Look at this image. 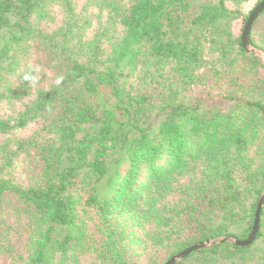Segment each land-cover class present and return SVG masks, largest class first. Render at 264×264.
Instances as JSON below:
<instances>
[{
  "label": "trees",
  "instance_id": "trees-1",
  "mask_svg": "<svg viewBox=\"0 0 264 264\" xmlns=\"http://www.w3.org/2000/svg\"><path fill=\"white\" fill-rule=\"evenodd\" d=\"M252 1L0 0V264H165L250 235L264 64L233 24ZM258 30L264 11V50ZM175 264H264V206L251 244Z\"/></svg>",
  "mask_w": 264,
  "mask_h": 264
},
{
  "label": "water",
  "instance_id": "water-1",
  "mask_svg": "<svg viewBox=\"0 0 264 264\" xmlns=\"http://www.w3.org/2000/svg\"><path fill=\"white\" fill-rule=\"evenodd\" d=\"M262 11H264V0H262L253 9L249 18L247 19L245 26H244L243 33H242V37H243L242 42H243L245 49L249 52L254 53L259 58V60L264 64V53H263V51L260 50L258 47H256L255 45H253L250 42V38H251L250 32H251L253 23ZM263 206H264V190L262 192L261 198L259 200V204L257 206V212H256V217H255L253 229H252L250 235L246 239H239V238L232 236V235H224V236H219L216 238H211V239H208L205 241H201V242H198V243L186 248L185 250L175 254L165 264H175L177 261H180L181 259H183L184 257H186L187 255H189L191 252H193L195 250L203 249L207 246L213 245L215 243H221L223 241H228V242L234 243L236 245H241V246L251 244L255 240V238L257 236V232H258L259 227H260V217H261V212H262Z\"/></svg>",
  "mask_w": 264,
  "mask_h": 264
},
{
  "label": "rangeland",
  "instance_id": "rangeland-1",
  "mask_svg": "<svg viewBox=\"0 0 264 264\" xmlns=\"http://www.w3.org/2000/svg\"><path fill=\"white\" fill-rule=\"evenodd\" d=\"M254 3H255V0H253L250 3H248L246 5V7H245V10L249 11L252 7L254 9L258 5V4L254 5ZM246 21H243L242 19H239V20H236L234 22L233 31H234V34L236 36H239V35L242 36ZM259 32H260V30H258V33H256V37H257L256 39L258 40V43H262L263 44V38L264 37H262L259 34ZM260 50H262L263 53H264L263 49H260ZM192 94L194 95L195 98H201V99L206 100L207 104H209V105H216V106H219V107L224 108V109L228 107L227 106L228 105L227 101H224L222 99L220 93L217 90L208 91V90H205V89H202V88H195V89H193ZM3 112L4 113H9L10 111L8 109H3Z\"/></svg>",
  "mask_w": 264,
  "mask_h": 264
}]
</instances>
